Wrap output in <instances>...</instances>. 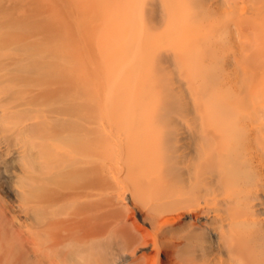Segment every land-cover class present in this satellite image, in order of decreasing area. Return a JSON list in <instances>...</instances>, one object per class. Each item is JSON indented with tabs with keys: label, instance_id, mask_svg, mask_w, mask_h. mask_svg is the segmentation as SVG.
<instances>
[{
	"label": "bare ground",
	"instance_id": "6f19581e",
	"mask_svg": "<svg viewBox=\"0 0 264 264\" xmlns=\"http://www.w3.org/2000/svg\"><path fill=\"white\" fill-rule=\"evenodd\" d=\"M91 1L54 0L55 32L0 20L29 172L0 264H264V108L244 44L202 21L231 0Z\"/></svg>",
	"mask_w": 264,
	"mask_h": 264
},
{
	"label": "rangeland",
	"instance_id": "374dc122",
	"mask_svg": "<svg viewBox=\"0 0 264 264\" xmlns=\"http://www.w3.org/2000/svg\"><path fill=\"white\" fill-rule=\"evenodd\" d=\"M53 3L54 0H0V20L24 21L25 28L30 31L37 29L39 23L47 26L51 24L54 26L51 30L55 32L52 16H55L56 9ZM95 3V0L90 2V4ZM200 6L199 1L194 0L188 3L187 9L192 11ZM234 18H245L249 20V24L239 30L234 24ZM202 21L207 29L219 32L222 37L225 35L228 40L235 37L237 42L244 44L243 57L253 73L259 95L258 108L262 110L264 108V0H231L221 11L207 13ZM83 97L85 98L84 94ZM1 123L0 112V206L6 207L12 199L7 190L21 188L29 174L23 156L28 137L19 135L15 131L12 133L5 131L1 128Z\"/></svg>",
	"mask_w": 264,
	"mask_h": 264
}]
</instances>
